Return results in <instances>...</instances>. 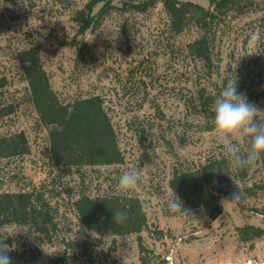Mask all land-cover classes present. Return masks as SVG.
<instances>
[{
	"label": "rangeland",
	"instance_id": "rangeland-1",
	"mask_svg": "<svg viewBox=\"0 0 264 264\" xmlns=\"http://www.w3.org/2000/svg\"><path fill=\"white\" fill-rule=\"evenodd\" d=\"M89 1L0 0V79L8 80L0 90V106L15 110L0 120V135L24 132L30 145L25 157L0 159V192H43L60 228L54 245H39L26 230L9 228L7 234L16 240L9 253L13 264H91L78 247L84 241L91 246L94 264H264V236L245 243L239 233L247 226L264 230V195L248 193L263 178L260 161L243 180L226 176L223 188L232 193L238 188L243 198L238 204L223 198V214L214 221L203 209L172 213L167 204L175 174L226 158L213 129L208 131L213 125H206L191 103L200 87L214 92L213 83L231 66L229 80L237 78L238 91L264 110V54L244 56L251 51L250 33L264 37V0H256L258 5L245 17L219 28L220 76L212 81L203 79L199 64L184 50L199 31L172 35L162 4L141 13L113 12L82 35L73 16ZM181 1L208 8L211 0ZM22 48L40 52L64 103L92 95L105 99L124 164L77 172L50 161L48 128L28 101V85L15 59ZM131 169L140 177L131 196L142 202L149 221V231L141 235L145 253L135 235L115 238L84 231L72 209L81 192L91 197L118 194L120 175ZM65 242L74 244L68 248ZM42 247L52 254L45 255Z\"/></svg>",
	"mask_w": 264,
	"mask_h": 264
},
{
	"label": "trees",
	"instance_id": "trees-1",
	"mask_svg": "<svg viewBox=\"0 0 264 264\" xmlns=\"http://www.w3.org/2000/svg\"><path fill=\"white\" fill-rule=\"evenodd\" d=\"M159 3L167 14L168 29L172 35L182 36L192 29L199 31V38L186 44L184 50L196 65L199 64L201 73L205 74L203 79L207 77L210 81L220 76V58L215 46L219 28L226 21L245 17L258 5L256 0H211L208 8L181 0H150L144 3L140 0H91L82 9L75 11L73 21L79 27L78 33L84 35L100 27L113 12L141 13ZM15 59L28 85V101L36 111L39 122L48 128L49 157L56 167L80 172L85 168L124 164L125 156L102 96L92 95L64 103L54 91L42 56L36 48L18 50ZM231 71L229 66L226 74ZM228 74L213 83L214 92L200 87L191 100L192 104L198 106L200 117L206 125H213L212 105L229 81ZM7 86V78H1L0 90ZM248 100L251 102L252 96ZM14 111L12 105H1L0 120L10 117ZM29 154L30 145L24 132L0 135L1 160L22 158ZM259 163L263 166V178L248 190L250 195H264V161ZM249 170L250 167L244 170L230 169L226 158L212 160L195 172L175 174L170 188L182 200L185 209H203L206 216L214 221L223 214L222 199L229 201L232 195V192L223 188L224 180L229 175L226 171L237 180H243L248 177ZM121 208L127 211V220L116 225L113 212ZM72 209L84 231L115 238L135 235L141 253L146 252L141 235L149 231V221L139 198L130 196L122 200L118 194L91 197L81 192L72 203ZM9 228L26 230L39 245H54L59 241L60 228L55 221L53 209L45 200L44 193L38 190L0 192V241L6 239L5 243L13 247L16 240L7 234ZM155 233L159 239L163 237L162 232ZM239 233L245 243L264 236V230L254 226L244 227ZM73 244L66 243L68 248ZM78 247L86 261L94 264L89 243L81 242ZM35 251L38 253L39 249Z\"/></svg>",
	"mask_w": 264,
	"mask_h": 264
},
{
	"label": "clouds",
	"instance_id": "clouds-1",
	"mask_svg": "<svg viewBox=\"0 0 264 264\" xmlns=\"http://www.w3.org/2000/svg\"><path fill=\"white\" fill-rule=\"evenodd\" d=\"M247 46L251 51L244 56L264 54V37L259 32L250 33ZM212 112L213 133L224 149L230 169L244 170L258 161H264V110L250 102L246 93L238 91L237 78L235 81L229 80L219 92L214 99ZM245 142L247 147H242ZM226 173L230 174L227 171ZM139 179L136 169L126 170L120 175L117 193L122 200L131 196ZM242 198L241 191L236 188L229 201L238 203ZM167 204L172 213H190L174 190ZM126 220L125 208L113 212V222L116 225L123 224ZM5 240L0 241V264H13L9 255L13 248L5 243ZM42 249L45 255L52 254L45 248Z\"/></svg>",
	"mask_w": 264,
	"mask_h": 264
}]
</instances>
